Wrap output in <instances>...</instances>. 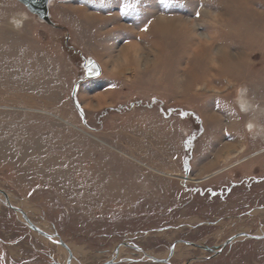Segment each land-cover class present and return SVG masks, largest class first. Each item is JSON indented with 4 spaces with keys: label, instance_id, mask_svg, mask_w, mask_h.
I'll return each mask as SVG.
<instances>
[{
    "label": "rangeland",
    "instance_id": "374dc122",
    "mask_svg": "<svg viewBox=\"0 0 264 264\" xmlns=\"http://www.w3.org/2000/svg\"><path fill=\"white\" fill-rule=\"evenodd\" d=\"M124 2L52 0L51 26L0 0V264H264V239L247 237L264 235V0H141L127 12ZM130 16L144 19L146 43L137 27L99 29ZM113 35L126 42L107 51ZM132 40L140 61L122 59ZM97 66L118 78L123 114L142 99L182 119L183 158L171 147L131 173L126 140L91 139L55 115L78 107L69 88ZM157 183L172 195L127 199Z\"/></svg>",
    "mask_w": 264,
    "mask_h": 264
},
{
    "label": "crops",
    "instance_id": "0c3cea01",
    "mask_svg": "<svg viewBox=\"0 0 264 264\" xmlns=\"http://www.w3.org/2000/svg\"><path fill=\"white\" fill-rule=\"evenodd\" d=\"M81 9L87 10L97 16V18L85 17V15L82 14L83 19H100L99 23L110 21L108 17L109 12H104L101 9L98 10L95 8ZM122 18L116 21V25L115 23L106 26L99 25V29L106 30V27L117 29L116 26L121 28L124 25L125 28L132 27L135 29L137 27L139 31V34H137L138 40L140 43L145 42L141 37V34L144 35L142 30L144 19L139 20L135 16ZM120 38L121 41H119V43L123 42L122 36L117 35V37L115 36L110 42L102 38L103 41L101 43H105V41L108 42V44H105L108 51L110 47H114L113 42L115 40H120ZM135 42L136 41L132 40L129 44ZM96 60L94 59V61ZM99 67L100 66H97L94 70L99 73L98 75H92L89 74V72H87L84 78H80L78 75L79 78H77V80L79 82L76 84L73 83L74 86L71 85V88H69L70 101L72 102V99H74V101L78 103V107L76 104L74 105L70 102L69 104L64 103L62 108H54L55 115H60V120L91 139L100 142L126 140L132 158L139 163L138 170L140 172L132 171L131 173H144L146 171L143 168H152L151 163L161 165L164 157H167L169 154L168 149H171V147L177 150L174 155L183 158L185 140L190 132H188L187 126L180 125L181 134H178V125H175V123H179L180 121L182 124V119L178 118V116L169 117L164 115L160 107L153 104L151 105L147 103L146 100L142 99L136 103H131L130 107L132 110L129 111V113L123 114L121 110L125 108V104H120L119 101L113 100L116 97V92L120 89L118 78L111 77L110 75L104 76L103 71L99 70ZM73 106L76 107L73 108ZM77 126H79V128ZM170 189L171 188L167 185H160L157 183L153 193L134 196L133 192H130L127 195V199H140L144 203H147V198L154 197L156 199H163L167 197V195H172ZM177 191L178 190H176L175 193H177ZM138 201L139 200L133 201V203H137ZM191 218H193V216H191Z\"/></svg>",
    "mask_w": 264,
    "mask_h": 264
},
{
    "label": "water",
    "instance_id": "95a60500",
    "mask_svg": "<svg viewBox=\"0 0 264 264\" xmlns=\"http://www.w3.org/2000/svg\"><path fill=\"white\" fill-rule=\"evenodd\" d=\"M17 1L19 3H21L22 5H24L26 7V9L30 13H32L34 16H36L40 21H42L44 23H47L48 25L55 26V24L52 22V20L50 18V10H49V3L52 0H17ZM65 1H69V0H65ZM8 206L10 208H12L13 210H15L16 212L20 213L23 216V218L26 220V222L29 224L30 228L33 231H36V232H38L39 234H41V235H43L45 237H50L45 232L39 230L37 228V226H35L29 220V218L27 217V214L25 213L24 210L19 209V208H15V207L11 206V204H8ZM247 237H249V238H256V239H258V238L263 239L264 238V236H261V237H257V236H247ZM228 242L225 243V245L221 248V250L228 245ZM221 250H219L218 252L213 251L214 255L215 256L218 255ZM150 258H152V260L154 262H161L160 260H158L156 258H153V257H150ZM167 262H168V260L164 261V263H167ZM110 263H112V262H109V263H106V264H110Z\"/></svg>",
    "mask_w": 264,
    "mask_h": 264
},
{
    "label": "bare ground",
    "instance_id": "6f19581e",
    "mask_svg": "<svg viewBox=\"0 0 264 264\" xmlns=\"http://www.w3.org/2000/svg\"><path fill=\"white\" fill-rule=\"evenodd\" d=\"M21 19V18H20ZM130 49H127V50H124V52L122 53V59H124V60H130L131 59V57H132V53H133V55L135 56L134 57V61H140L144 56H142V55H140V53H141V51H140V48H139V44H137V43H132L131 45H130V47H129ZM131 53V54H130ZM142 54H144V53H142ZM243 100H242V102H241V104H240V108H241V110H243V111H245V110H248L250 107L248 106V101L246 100V99H244V98H242ZM249 107V108H248ZM42 112H47V111H42ZM49 113V112H48ZM50 115H52L51 113H49ZM55 116V115H54ZM250 127H252V126H250ZM234 143L232 142V143H229V144H226L225 145V151L227 150L229 153L232 151V149H234ZM239 146V145H238ZM238 148V147H237ZM243 149H244V146H242L241 148H240V151L238 152L239 154L240 153H242V151H243ZM236 150V149H235ZM242 150V151H241ZM224 151V150H223ZM238 153H235L233 156H236V155H238ZM227 154V153H226ZM222 155H224V153L222 154ZM230 155V154H229ZM230 159V156L227 158V160H229ZM247 159H242V160H239V161H237V162H235V163H233L232 165H226L225 167H224V169H222V170H220L221 172L222 171H224V170H228V168L230 169V168H232V167H234V166H237V165H240V164H242L244 161H246ZM225 161V160H224ZM218 173V172H217ZM216 174V173H215ZM214 174V175H215ZM170 175H172V174H170ZM186 181H195L196 179L195 178H191V177H185L184 178ZM207 179V178H206ZM204 179H199V180H196L195 182L196 183H201L200 181H203ZM188 183V182H187ZM7 200V199H6ZM238 235H236L235 237L236 238H240V237H242V236H240L239 235V237H237ZM234 237V238H235ZM117 254H116V257H119V251L118 252H116ZM120 254H121V250H120Z\"/></svg>",
    "mask_w": 264,
    "mask_h": 264
},
{
    "label": "snow or ice",
    "instance_id": "6c2138e0",
    "mask_svg": "<svg viewBox=\"0 0 264 264\" xmlns=\"http://www.w3.org/2000/svg\"><path fill=\"white\" fill-rule=\"evenodd\" d=\"M108 0H100L101 6H106ZM141 3V0H135V3H130L128 0H125L123 4L124 11L127 12L129 10H136ZM197 16H199V13H196ZM147 30V29H145ZM90 74L92 75H98L99 73L97 71H93L92 69L89 70Z\"/></svg>",
    "mask_w": 264,
    "mask_h": 264
},
{
    "label": "flooded vegetation",
    "instance_id": "af4514ba",
    "mask_svg": "<svg viewBox=\"0 0 264 264\" xmlns=\"http://www.w3.org/2000/svg\"><path fill=\"white\" fill-rule=\"evenodd\" d=\"M93 65V64H92ZM91 64L89 66H92ZM239 154V153H238Z\"/></svg>",
    "mask_w": 264,
    "mask_h": 264
}]
</instances>
